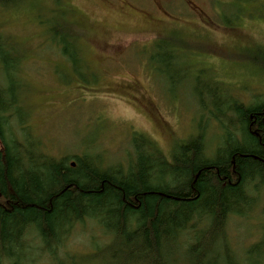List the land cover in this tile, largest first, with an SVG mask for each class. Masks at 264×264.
<instances>
[{
  "label": "rangeland",
  "instance_id": "obj_1",
  "mask_svg": "<svg viewBox=\"0 0 264 264\" xmlns=\"http://www.w3.org/2000/svg\"><path fill=\"white\" fill-rule=\"evenodd\" d=\"M53 24L78 42V68L52 40ZM0 37L20 58L10 74L31 146L58 159L87 155L103 169L127 168L134 132L171 158L201 131L212 154L223 131L207 108L264 98V0H8ZM6 72L0 60V83ZM253 190L255 202L227 229L236 264H264V185ZM112 239L86 219L55 257L29 237L26 264H111L104 247Z\"/></svg>",
  "mask_w": 264,
  "mask_h": 264
},
{
  "label": "trees",
  "instance_id": "obj_2",
  "mask_svg": "<svg viewBox=\"0 0 264 264\" xmlns=\"http://www.w3.org/2000/svg\"><path fill=\"white\" fill-rule=\"evenodd\" d=\"M50 31L78 68V42L74 45L71 34L56 24ZM19 59L15 47L6 49L0 37L9 83H0V259L26 264L33 235L55 257L75 224L93 219L113 238L104 247L111 264H236L227 229L255 202L253 188L264 185V98L250 104L233 98L221 113L201 103L223 131L212 154L201 131L177 145L171 158L134 132L127 168L103 169L87 155L72 162L31 146L35 142L23 126L20 86L10 74ZM13 117L29 136L25 142L14 136Z\"/></svg>",
  "mask_w": 264,
  "mask_h": 264
}]
</instances>
